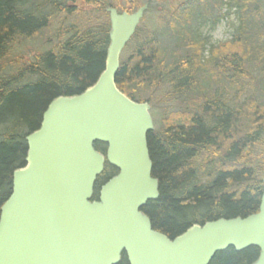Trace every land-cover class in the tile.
<instances>
[{"label": "trees", "instance_id": "trees-1", "mask_svg": "<svg viewBox=\"0 0 264 264\" xmlns=\"http://www.w3.org/2000/svg\"><path fill=\"white\" fill-rule=\"evenodd\" d=\"M84 2L93 7L82 12L88 21L77 20L56 33L52 26L56 12L63 9L60 2L43 0L34 6L32 0H0V214L13 191L15 170L26 165V136L40 128L49 104L60 95L82 93L105 69L110 43L106 7L134 12L148 3V12H153L154 4L166 0ZM172 4L163 22H152L156 30L149 39L141 25L128 49L138 42L122 60L116 80L134 100L162 109L161 125L148 136L160 197L143 211L154 229L174 239L196 223L246 217L260 209L264 0ZM231 13L239 21L234 32L211 44L202 29ZM36 39L45 40L46 48L29 62L15 60L14 46ZM15 66H20L17 71ZM96 148L101 150L102 144ZM114 172L108 165L100 180ZM259 256L255 246L229 248L210 264H253ZM119 264H129L125 254Z\"/></svg>", "mask_w": 264, "mask_h": 264}, {"label": "water", "instance_id": "water-1", "mask_svg": "<svg viewBox=\"0 0 264 264\" xmlns=\"http://www.w3.org/2000/svg\"><path fill=\"white\" fill-rule=\"evenodd\" d=\"M147 9L107 8L105 69L82 93L55 98L26 136V165L15 170L1 208L0 264H119L124 253L129 264H210L219 252L252 246L260 249L253 264H264V190L258 212L196 223L174 239L143 211L160 197L148 137L152 106L128 96L116 78ZM107 162L118 172L95 199Z\"/></svg>", "mask_w": 264, "mask_h": 264}, {"label": "rangeland", "instance_id": "rangeland-1", "mask_svg": "<svg viewBox=\"0 0 264 264\" xmlns=\"http://www.w3.org/2000/svg\"><path fill=\"white\" fill-rule=\"evenodd\" d=\"M52 1V0H51ZM60 2L63 9L60 12H56L57 15L55 17V20H53V26L52 29L55 27L56 33L58 32L59 27L64 26L68 28L69 26H72L77 22V20H80L82 23H85L88 21L87 16H81L82 12H89L92 11L93 7H89L88 4L84 2V0H54ZM181 1L185 0H166V3L159 2L156 5L154 4L155 10L153 12H148L142 26L144 25V31L143 35L145 36V39H149L152 36L153 31L156 30L155 24L152 22L159 20V22H163L166 17V11L168 7V3H173L172 5L179 3ZM34 2V6H40L39 4H43V0H32ZM168 2V3H167ZM69 6L68 8H71V11L67 13V10L65 9V6ZM53 8L54 5L52 4ZM50 7V6H49ZM239 24V21L237 19V16L234 13H231L228 15L227 18H224L222 21H220L216 26L208 27L205 26L203 30V34H205L209 38V42L211 44L217 43L223 39L229 38L232 33L234 32L235 27ZM159 28V25L157 29ZM51 29V30H52ZM154 29V30H153ZM50 32H47L45 34V38L48 36ZM57 35V34H56ZM53 37H55V33L53 32ZM45 40L36 39L33 41H22L19 42L14 46V50L12 51V55L16 56L15 60H20L21 62H29L31 59H34L36 54L41 53L45 48L44 44ZM138 42V41H137ZM137 42H134L131 45V48H127L126 52L124 53L123 59L127 58L132 53L133 47ZM20 66H15L14 69L17 71ZM152 105V114L155 120L156 126L161 125L162 120V109H158V107L154 106L152 102H150ZM157 105V102H154ZM165 103H163L164 105ZM264 147V146H262Z\"/></svg>", "mask_w": 264, "mask_h": 264}, {"label": "flooded vegetation", "instance_id": "flooded-vegetation-1", "mask_svg": "<svg viewBox=\"0 0 264 264\" xmlns=\"http://www.w3.org/2000/svg\"><path fill=\"white\" fill-rule=\"evenodd\" d=\"M106 149H107V148H106L105 146H104V147L102 146V149H101V150H99V151H101V152H103V153H106V152H105V151H106ZM106 166H108V164H107V163H106ZM106 166H105V167H106Z\"/></svg>", "mask_w": 264, "mask_h": 264}]
</instances>
